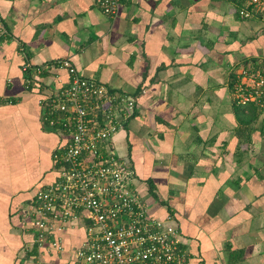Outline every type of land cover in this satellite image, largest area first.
Masks as SVG:
<instances>
[{
  "label": "crops",
  "instance_id": "0c3cea01",
  "mask_svg": "<svg viewBox=\"0 0 264 264\" xmlns=\"http://www.w3.org/2000/svg\"><path fill=\"white\" fill-rule=\"evenodd\" d=\"M241 6L120 0L111 16L97 0H0V264L33 250L62 264L86 237L67 223L54 233L66 253L36 242V195L70 141L49 102L72 79L59 61L136 99L108 147L152 219L175 228L186 264H264V101L234 94L241 66L264 69V20Z\"/></svg>",
  "mask_w": 264,
  "mask_h": 264
},
{
  "label": "built area",
  "instance_id": "2783aa9c",
  "mask_svg": "<svg viewBox=\"0 0 264 264\" xmlns=\"http://www.w3.org/2000/svg\"><path fill=\"white\" fill-rule=\"evenodd\" d=\"M240 1L244 19L264 20V0ZM97 4L114 16L120 0H97ZM7 35L0 15V40ZM58 64L72 79L49 102L63 114L55 125L68 132L70 141L57 156L61 163L58 180L36 195L34 227L39 248L66 253L54 233L67 223H76L84 226L85 240L67 252L62 264H186L177 231L152 219L147 205L133 191V171L108 147L135 111L136 99L83 78L68 61ZM29 84L39 85L31 80ZM234 94L239 105L263 103L264 69L241 66ZM18 264L45 263L35 258Z\"/></svg>",
  "mask_w": 264,
  "mask_h": 264
},
{
  "label": "trees",
  "instance_id": "16d2710c",
  "mask_svg": "<svg viewBox=\"0 0 264 264\" xmlns=\"http://www.w3.org/2000/svg\"><path fill=\"white\" fill-rule=\"evenodd\" d=\"M40 254H41V252H40ZM37 257H39V250H33L31 253H30V259H33V260H35V258H37ZM54 258H56L55 256H53V255H49L48 256V260H51V259H54Z\"/></svg>",
  "mask_w": 264,
  "mask_h": 264
}]
</instances>
